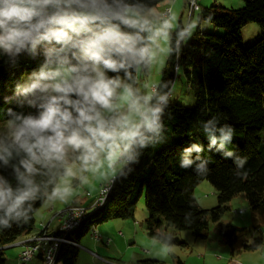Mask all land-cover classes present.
I'll list each match as a JSON object with an SVG mask.
<instances>
[{"label":"clouds","instance_id":"1","mask_svg":"<svg viewBox=\"0 0 264 264\" xmlns=\"http://www.w3.org/2000/svg\"><path fill=\"white\" fill-rule=\"evenodd\" d=\"M189 36L171 13L158 15L145 0H0V53L12 67L22 54L42 57L14 89L18 106L35 111L9 108L0 133V166L16 181L13 187L0 175V228L27 223L41 196L66 200L72 181L87 184V174L115 184L142 149L163 142L170 82L145 83L143 91L136 85L142 73L163 64L162 55L178 58ZM217 123H203L208 150L216 146L243 168L247 158L226 150L234 130ZM203 151L199 143L183 149L180 168L195 160L197 174H205ZM171 239L162 243L165 253Z\"/></svg>","mask_w":264,"mask_h":264},{"label":"trees","instance_id":"2","mask_svg":"<svg viewBox=\"0 0 264 264\" xmlns=\"http://www.w3.org/2000/svg\"><path fill=\"white\" fill-rule=\"evenodd\" d=\"M167 1L145 0L151 8ZM241 2L242 6L236 9L223 7L216 0L203 7L197 17L198 23L206 21L222 32H208L198 26L190 41L181 44L178 58L175 54L167 56L159 83L170 82L171 89L179 65L195 99L194 104L185 107L169 101L163 117V142L142 149L138 163L130 165L132 171L110 184L104 203L94 213H89L73 232V241L86 234L91 226L113 219H133L142 192L148 236L162 243L171 236V245L181 242L172 234H160L158 230L163 225L189 231L196 239H206L209 223L220 220L229 210L228 202L238 193L244 194L251 209H259L264 214V0ZM249 23L258 26L259 34L252 44L243 45L241 29ZM179 28H183L180 22ZM41 62L42 57L33 60L22 54L17 66L12 67L7 57L0 53V118L9 119V108L25 114L35 111L18 106L14 89L21 83L24 73H31ZM213 118L218 127L227 124L234 130L226 148L238 157L247 158L243 168H237L234 158H225L222 151L217 152L216 146L208 150L203 123ZM192 143L204 148L199 155L208 161L205 174L195 171L199 161L194 160L188 169L179 166L183 149ZM196 155L193 153L190 158ZM0 175L16 186L10 168L0 166ZM36 179L40 182L45 178ZM202 181L209 182L215 190L213 208L202 209L196 203L193 190ZM45 199L41 196L32 202L31 218L27 223L21 221L13 223L11 228H0V264L4 263L1 248L14 244L19 237L35 229L34 214ZM189 212L192 216L186 220ZM218 233L232 251L234 243L244 234V228L218 225ZM260 244L261 239H255L252 246L244 242L243 247L256 248ZM77 252L76 245L62 244L57 263L74 264ZM136 264H154V261Z\"/></svg>","mask_w":264,"mask_h":264},{"label":"rangeland","instance_id":"3","mask_svg":"<svg viewBox=\"0 0 264 264\" xmlns=\"http://www.w3.org/2000/svg\"><path fill=\"white\" fill-rule=\"evenodd\" d=\"M213 1L198 0L199 10L190 16L189 21L188 10L185 5L186 0H179L175 4L170 1L176 27L181 21L182 27L190 32V36L183 42V45L190 41L198 26L208 32L219 34L222 32L218 28L214 29L206 21L199 23L197 21L201 9L209 6ZM216 2L226 8L236 9L242 6L241 0H216ZM163 4L164 2L153 8L156 13L163 8ZM258 34L259 28L255 23L245 25L241 29V43L243 45L252 44ZM166 58V54L162 55L161 59L164 61L162 65L158 63L150 71L142 73L136 86L143 91L145 83L149 86L159 83ZM175 73L171 82L169 101L178 102L185 107L192 106L195 99L185 82L182 70H176ZM28 74L24 73L21 83L27 80ZM7 120L0 118V133L5 130ZM87 175L89 176V183L81 185L78 181V184L72 185L73 193L67 198V201L74 200L75 203L71 206L88 208L90 203L97 198L100 190L109 183L100 177ZM193 194L197 205L202 209H210L216 205L215 190L207 181H202L196 185ZM143 199L142 192L136 203L133 219H113L95 226L98 235L104 241L109 239L107 245L93 240L90 232L81 236L74 264H136L144 260L154 261V264H229L233 260L239 264H264V214L259 209H251L243 193H238L228 202L229 210L217 223H209L206 239H196L189 231L175 230L163 225L158 230L160 234H172L181 242V244H172L166 253L162 251V242L149 237L147 234ZM87 200L88 203H85ZM238 211L241 212L238 213ZM123 223H127V225L123 227ZM226 224L244 228V236L238 238L232 247V251L218 233V225ZM36 227L37 223L35 222L34 228ZM70 237L75 239L73 233L70 234ZM255 239H261V244L258 247L249 249L243 247L244 242L252 246ZM1 249L3 264H18L19 246L16 242ZM89 251L96 254V257Z\"/></svg>","mask_w":264,"mask_h":264},{"label":"bare ground","instance_id":"4","mask_svg":"<svg viewBox=\"0 0 264 264\" xmlns=\"http://www.w3.org/2000/svg\"><path fill=\"white\" fill-rule=\"evenodd\" d=\"M186 2H191V0H186ZM170 9H171V7H170ZM198 10H199V6H198L197 2H194L193 8H192V14ZM167 13H168V8H167V6H165L161 10L159 15H164ZM109 187H110V183H108L106 186H104L103 190L101 192H99L97 201H96V203H94L93 211H91V212L94 213L95 210H97L99 207L102 206V204L104 203V200H105V198L109 192V191H106V189ZM72 207H74V213H81V207L65 206V208H72ZM59 210L54 212L53 218H55V213H58ZM91 212H87L85 214L77 216L74 219V222H73L71 228H68L65 230H64V228L66 226H68V219H58L57 221L59 222V226H58L57 231L50 232V239H56L55 242L52 243V246L50 244H42V245H40V247H38V254L42 255V261H48V264H58L57 263V255H58L60 246L62 244H70V245L75 244V242L70 239V234L73 233L75 230H77L81 226V224L83 223V221L85 220L87 215ZM240 212L241 211H238V213H240ZM45 226L46 225L42 224L40 226V229L38 230V232H43V229ZM92 227H94V226H91L90 228H92ZM30 240H32V237L27 242H29ZM42 240H49V233H42ZM34 257H39V255H31L30 260L33 259Z\"/></svg>","mask_w":264,"mask_h":264},{"label":"built area","instance_id":"5","mask_svg":"<svg viewBox=\"0 0 264 264\" xmlns=\"http://www.w3.org/2000/svg\"><path fill=\"white\" fill-rule=\"evenodd\" d=\"M194 2H198V0H191V2H185L186 8L188 10V21L192 14V8H193ZM167 8H168V13L172 14V9H170V6H167ZM103 188L100 190V192L103 190ZM97 198L90 203L88 208H85V209L81 208V213H74V207L72 208L62 207L58 213H55L54 219L56 220L68 219V226H66L64 230L71 228L74 222V219L77 216L93 211V205L94 203H96ZM50 232L51 230H49L48 225H46L43 229V232L33 233L32 240H30L29 242H24L21 249L19 250V253L17 254L18 264H28L30 262L31 255H39V257L41 258V264H48V261H42V255L38 254V247H40V245L42 244H50L52 246V243L55 242L56 239H50ZM88 232H90V236L92 237L93 240L100 241L104 243V245H107L109 243V239H106L104 241V239L98 235L95 226L90 228ZM42 233H49V240H42ZM73 245H76V244H73ZM230 264H235V261H231Z\"/></svg>","mask_w":264,"mask_h":264},{"label":"crops","instance_id":"6","mask_svg":"<svg viewBox=\"0 0 264 264\" xmlns=\"http://www.w3.org/2000/svg\"><path fill=\"white\" fill-rule=\"evenodd\" d=\"M173 2V4L177 3L179 0H170ZM170 1L164 2V4L162 5L163 8L165 6H171L169 3ZM161 6V7H162ZM161 8L157 14L159 15L161 10L163 9ZM172 8V7H171ZM181 23V21H179ZM188 24V23H187ZM182 25V24H181ZM188 26V25H187ZM78 184V181L73 180L72 185H76ZM82 202V201H81ZM75 202L74 200L72 201H67V199H53V200H48L45 199L44 202L42 203V205L39 207V209L36 211V213L34 214V223H37V227L28 235H24L19 237L15 242L17 243V245L19 246V250L21 249L22 245L24 242H27L31 237L32 234L35 232H38V230L40 229V226L43 225H48V229L51 230V232L53 231H57L58 226H59V222L53 218V214L55 211L61 209L62 207L65 206H71L73 205ZM85 203H88V200L85 201ZM125 225H127V223H123L122 226L124 227ZM35 226V225H34ZM39 227V228H38ZM38 228V229H37ZM28 238V239H27ZM70 239L73 241L74 239H72L70 237ZM81 237L78 240H75V244L78 248V244L80 243ZM85 249V248H83ZM18 250V251H19ZM88 251V250H87ZM91 252V251H89ZM92 253V252H91ZM93 256L96 257V254L92 253ZM234 261V260H233ZM231 262H229L230 264ZM29 264H41V259L39 257H34L33 259L30 260ZM235 264H239L237 261H235Z\"/></svg>","mask_w":264,"mask_h":264}]
</instances>
